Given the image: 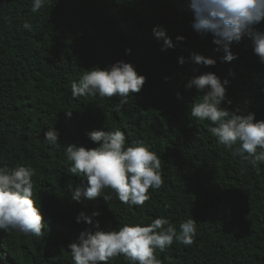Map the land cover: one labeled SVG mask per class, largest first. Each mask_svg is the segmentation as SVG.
<instances>
[{"label": "trees", "instance_id": "16d2710c", "mask_svg": "<svg viewBox=\"0 0 264 264\" xmlns=\"http://www.w3.org/2000/svg\"><path fill=\"white\" fill-rule=\"evenodd\" d=\"M30 9L31 0H0V166L35 170L33 199L45 228L40 237L0 230V264H72L68 246L81 231L118 230L159 216L177 230L189 217L197 224L192 245L156 250L161 264H264V163L253 166L220 145L208 121L190 116L200 93L186 88L190 78L214 72L229 81L223 107L264 120V62L251 39L234 42L236 59L222 61L212 35L192 27L186 0H50L38 13ZM158 25L173 47L162 50L153 35ZM257 28L264 30V22ZM193 52L216 64H196ZM121 60L146 82L120 110L115 96L72 97L71 84L86 69ZM106 127H119L126 146L142 141L161 157L164 183L149 189L143 206L128 207L111 189L105 190L111 201L71 198L87 177L69 172L65 149L98 147L102 141L87 134ZM49 128L59 133L55 146L44 142ZM81 212L93 223H78ZM109 264L128 262L120 256Z\"/></svg>", "mask_w": 264, "mask_h": 264}, {"label": "clouds", "instance_id": "9594fccd", "mask_svg": "<svg viewBox=\"0 0 264 264\" xmlns=\"http://www.w3.org/2000/svg\"><path fill=\"white\" fill-rule=\"evenodd\" d=\"M48 3L50 0H31L30 11L38 13ZM186 3L194 12L192 27L202 36L212 35L216 50L225 53L222 61L236 59L232 44L239 43L247 35L254 53L264 62V30L257 28L264 22V0H186ZM23 28L31 30V24L25 22ZM153 35L163 41L162 50L174 46L172 38L159 25L153 29ZM176 40L183 41L185 37L178 35ZM192 59L205 67L216 64L215 58L196 52L192 53ZM179 63H184L183 57ZM145 82L146 76L139 74L131 62L121 60L108 68L86 69L79 81L71 84V95L73 98L115 96L119 98L116 108L120 110ZM228 83L214 72L190 78L186 88L194 86L200 93L191 106L190 116L208 121L210 134L242 161L253 166L264 163V120L257 121L254 113L238 114L222 106ZM71 114L69 109L66 115L70 117ZM87 135L93 142L102 143L94 148L68 145L65 149L66 161L70 162L69 172L87 177V184L74 188L71 196L74 201L82 197L93 200L98 196L111 201L113 196L105 192L111 189L128 207L143 206L150 198L149 189H159L163 185L161 157L142 141L126 146L125 134L119 127L92 130ZM58 141L59 133L54 128L44 133L46 144L55 146ZM35 174L31 166L24 164L14 168L0 166V230H15L36 237L43 235V216L33 199ZM82 221L93 223L92 217L83 212L77 216V222ZM196 231L194 218L182 220L177 230L167 217L159 216L148 224L126 223L118 230L94 232L85 229L68 248L72 264H109L120 256L128 264H161L156 250L163 251L174 242L190 246Z\"/></svg>", "mask_w": 264, "mask_h": 264}]
</instances>
